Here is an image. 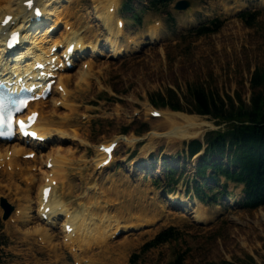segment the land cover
I'll return each instance as SVG.
<instances>
[{"label": "rangeland", "instance_id": "obj_1", "mask_svg": "<svg viewBox=\"0 0 264 264\" xmlns=\"http://www.w3.org/2000/svg\"><path fill=\"white\" fill-rule=\"evenodd\" d=\"M125 1L118 2L117 15L124 22V28L118 29L128 34V46H138L139 50L127 54L121 51L123 55L109 63L103 55L99 56L96 64H103L102 84L93 85L82 95L84 104L78 113L90 111L85 113L90 120H80L92 145H100L114 136L123 139L134 136L141 140L133 149L121 144L113 151L115 161L102 177L108 181L102 187L112 186L115 192L119 191L121 195L111 193L120 202L119 206L131 201V216L151 217L152 224L127 238L134 245L125 256L119 254L120 242L111 251L117 253L119 264H178L179 259V264H264V222L260 216L264 205L253 211L243 210L239 207L241 185L222 178L217 184H206L195 178V162L185 155L186 144L193 139L172 140L170 144L157 139L148 142L145 136L153 131L165 135L168 132L162 118H153L151 113L143 116L144 105L153 111L171 112V99L177 98L180 111L172 113L201 117L213 127L205 129L196 139H202L210 131L226 130L229 123L194 113L190 90L199 88L216 100L222 99L226 109L230 108L228 97L234 107L239 104L238 98L249 105L251 75L256 69L264 68V0H187L190 8L182 12L173 8L179 0H171L167 8H153L148 0H133L130 13L122 12ZM90 6V0L79 4L81 10ZM241 13L247 18H241ZM215 19L221 22L216 32L196 34L198 28L209 27V21ZM154 35L160 37V42L152 40ZM75 69L76 66L71 72ZM158 96L167 104L152 105ZM79 149L75 157L81 155L83 148ZM86 149L89 160L94 151L92 147ZM90 171L87 168L84 173ZM21 181L17 178L22 190L25 183ZM73 181L82 180L73 177ZM3 188L0 190V264H56L44 250L31 249L18 240L14 227H8L7 220L14 209L13 192L9 196ZM196 189L207 199L205 204L196 198ZM214 195L215 204L209 200ZM176 199L187 201L189 208L182 210ZM2 200L11 208L5 219ZM144 205L146 209L140 208ZM198 206L205 221L190 218ZM168 228L173 230L168 241L146 247ZM63 256L61 264H74L68 253L63 252Z\"/></svg>", "mask_w": 264, "mask_h": 264}, {"label": "bare ground", "instance_id": "obj_2", "mask_svg": "<svg viewBox=\"0 0 264 264\" xmlns=\"http://www.w3.org/2000/svg\"><path fill=\"white\" fill-rule=\"evenodd\" d=\"M81 1L0 0V34L18 33L20 37V48L9 58L4 54L8 36L0 38V77H5L3 82L12 84L13 89L19 81L25 83V88L37 86L33 96L39 98L30 102L19 118L27 120L37 115L29 130L42 140L22 139L15 131L11 140L0 142V190L6 188L8 195L13 192V199H9L14 209L7 220L8 227H14V235L31 249L44 250L50 261L61 264L66 252L74 264H119L111 247L120 242L119 254L125 256L134 245L127 238L134 231L143 232L152 221L151 217L131 216V201L119 206L111 193L121 195L120 192L112 186L102 187L108 183L102 177L115 161L106 151L121 144L133 149L141 140L114 136L92 145L81 126V120H90L85 117L90 111L78 113L84 104L82 95L93 85L102 84L103 64H96L99 56L109 63L122 56L121 51L127 54L139 47H129L128 34L119 31L124 28L117 15L119 0H90L88 10L80 9ZM152 40L159 41L160 37L154 35ZM69 47H73L70 54ZM150 113L162 118L168 134L153 131L145 136L148 142L189 141L213 128L201 117L153 111L144 105L143 116ZM80 147L83 151L75 157ZM87 147L94 151L89 160ZM87 168L91 170L89 174L84 173ZM73 177L82 181L76 183ZM17 178L25 183L24 189ZM45 189L49 190L47 195H43ZM175 201L182 204V210L189 208L187 201ZM191 215V219L205 221L199 206ZM260 216L264 222V213Z\"/></svg>", "mask_w": 264, "mask_h": 264}, {"label": "trees", "instance_id": "obj_3", "mask_svg": "<svg viewBox=\"0 0 264 264\" xmlns=\"http://www.w3.org/2000/svg\"><path fill=\"white\" fill-rule=\"evenodd\" d=\"M132 1L124 2L122 12H132ZM148 2L153 8H167L171 0H148ZM240 17L247 18L244 13H241ZM208 24L209 27L198 28L196 34L201 36L216 32L221 22L215 19ZM250 89L252 95L249 105L243 104L238 98L239 104L234 107L232 99L228 97L229 109L225 108L226 103L222 99L216 100L202 89L190 90L195 114L211 116L213 119H218V122L229 123V126L224 131H210L202 139L189 141L185 149L188 159L201 152L195 160V178L206 184H217L222 178L226 182L242 186L239 207L246 211H253L264 205V68L256 69L252 73ZM172 94L176 97L174 92ZM151 103L152 105L167 104L161 96ZM170 103L171 111H180L177 98L171 99ZM122 133L127 134V130H123ZM215 158H219L220 161ZM195 195L202 204L207 202L199 190L196 189ZM216 199V195L209 198L214 204L217 202ZM172 232V228L163 230L146 247L168 241Z\"/></svg>", "mask_w": 264, "mask_h": 264}, {"label": "water", "instance_id": "obj_4", "mask_svg": "<svg viewBox=\"0 0 264 264\" xmlns=\"http://www.w3.org/2000/svg\"><path fill=\"white\" fill-rule=\"evenodd\" d=\"M190 5H191L190 2L187 1V0H179V1H177L174 4V7L173 8H174L175 11L182 12V11H186L187 9H189ZM200 154H201V152L198 153L194 157V159H196ZM1 208H3V211H4V219H5L10 214L11 208L3 200L1 201Z\"/></svg>", "mask_w": 264, "mask_h": 264}, {"label": "snow or ice", "instance_id": "obj_5", "mask_svg": "<svg viewBox=\"0 0 264 264\" xmlns=\"http://www.w3.org/2000/svg\"><path fill=\"white\" fill-rule=\"evenodd\" d=\"M21 126H23V124H21Z\"/></svg>", "mask_w": 264, "mask_h": 264}]
</instances>
